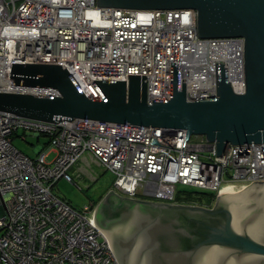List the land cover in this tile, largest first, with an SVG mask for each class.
Masks as SVG:
<instances>
[{
  "label": "built area",
  "instance_id": "obj_1",
  "mask_svg": "<svg viewBox=\"0 0 264 264\" xmlns=\"http://www.w3.org/2000/svg\"><path fill=\"white\" fill-rule=\"evenodd\" d=\"M13 63L59 65L93 99L100 98L96 81L131 75L144 78L148 103L168 99L174 72L186 100L215 97L220 66L234 93L246 87L244 38L197 37L192 9L0 0V91L58 94L15 84ZM18 131L22 140L30 134L46 142L27 155L12 143ZM79 161L110 170L119 194L169 203H179L181 188L217 195L226 184L264 180V143H227L218 154L215 141L185 129L0 111V264H118L93 211L52 191L59 179L80 183Z\"/></svg>",
  "mask_w": 264,
  "mask_h": 264
},
{
  "label": "water",
  "instance_id": "obj_2",
  "mask_svg": "<svg viewBox=\"0 0 264 264\" xmlns=\"http://www.w3.org/2000/svg\"><path fill=\"white\" fill-rule=\"evenodd\" d=\"M102 7L192 9L197 37H243L245 92L234 93L219 68L216 96L188 101L173 73L168 99L148 103L144 78L96 81L87 97L59 65L13 63L17 85L51 87L57 95L0 91V111L52 121L81 117L185 129L215 141L264 143V0H96ZM93 223L109 237L118 264H264V180L220 186L211 207L131 198L108 191ZM104 235V236H105Z\"/></svg>",
  "mask_w": 264,
  "mask_h": 264
},
{
  "label": "rangeland",
  "instance_id": "obj_3",
  "mask_svg": "<svg viewBox=\"0 0 264 264\" xmlns=\"http://www.w3.org/2000/svg\"><path fill=\"white\" fill-rule=\"evenodd\" d=\"M20 134L21 131H18V134L13 137L12 143L25 154H34L35 148L33 146L37 144L35 136L25 134L26 139L22 140L19 136ZM39 144L41 143L39 142ZM78 164L79 168L83 167L82 179L79 180L80 183L77 185L76 183L59 179L52 187V191L54 194L67 200L76 209L87 212L92 204L95 207L108 191L113 190L114 174L94 161L91 163L79 161ZM90 172H93V177ZM198 191L211 192L209 190ZM93 210L94 208L90 211Z\"/></svg>",
  "mask_w": 264,
  "mask_h": 264
},
{
  "label": "trees",
  "instance_id": "obj_4",
  "mask_svg": "<svg viewBox=\"0 0 264 264\" xmlns=\"http://www.w3.org/2000/svg\"><path fill=\"white\" fill-rule=\"evenodd\" d=\"M215 192H199L197 189L181 188L176 195V201L179 203L192 204L198 203L200 205H211L215 200ZM206 203V204H205ZM92 204L89 210L93 209Z\"/></svg>",
  "mask_w": 264,
  "mask_h": 264
},
{
  "label": "crops",
  "instance_id": "obj_5",
  "mask_svg": "<svg viewBox=\"0 0 264 264\" xmlns=\"http://www.w3.org/2000/svg\"><path fill=\"white\" fill-rule=\"evenodd\" d=\"M35 142L37 143L36 145H34L33 147L35 148V152H37L38 150H40L42 148V146L45 144L46 139L45 138H40L37 137L35 138ZM39 142L41 144H39ZM54 153H50L49 156H52Z\"/></svg>",
  "mask_w": 264,
  "mask_h": 264
},
{
  "label": "bare ground",
  "instance_id": "obj_6",
  "mask_svg": "<svg viewBox=\"0 0 264 264\" xmlns=\"http://www.w3.org/2000/svg\"><path fill=\"white\" fill-rule=\"evenodd\" d=\"M100 7H102V6H100ZM248 183H250V182H248ZM254 183V182H253ZM253 183H251V184H253ZM122 195V194H121ZM124 196V195H123ZM101 231V230H100ZM102 232V231H101ZM103 233V232H102ZM104 234V233H103ZM105 235V234H104ZM105 239L107 240V242H108V244H109V246H110V248L112 249V246H111V242H110V239H109V237L108 236H106L105 235ZM113 250V249H112Z\"/></svg>",
  "mask_w": 264,
  "mask_h": 264
},
{
  "label": "flooded vegetation",
  "instance_id": "obj_7",
  "mask_svg": "<svg viewBox=\"0 0 264 264\" xmlns=\"http://www.w3.org/2000/svg\"><path fill=\"white\" fill-rule=\"evenodd\" d=\"M191 205H199V206H204V207H211L213 205V203L211 205H200L198 203H192Z\"/></svg>",
  "mask_w": 264,
  "mask_h": 264
}]
</instances>
